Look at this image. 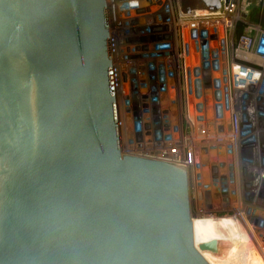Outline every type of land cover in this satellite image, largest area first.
Returning a JSON list of instances; mask_svg holds the SVG:
<instances>
[{"label": "water", "instance_id": "1", "mask_svg": "<svg viewBox=\"0 0 264 264\" xmlns=\"http://www.w3.org/2000/svg\"><path fill=\"white\" fill-rule=\"evenodd\" d=\"M104 10L0 0V264H264L183 165L120 155Z\"/></svg>", "mask_w": 264, "mask_h": 264}, {"label": "built area", "instance_id": "2", "mask_svg": "<svg viewBox=\"0 0 264 264\" xmlns=\"http://www.w3.org/2000/svg\"><path fill=\"white\" fill-rule=\"evenodd\" d=\"M104 0L120 155L183 165L190 217L228 218L264 259L260 0Z\"/></svg>", "mask_w": 264, "mask_h": 264}, {"label": "trees", "instance_id": "3", "mask_svg": "<svg viewBox=\"0 0 264 264\" xmlns=\"http://www.w3.org/2000/svg\"><path fill=\"white\" fill-rule=\"evenodd\" d=\"M245 23H257L261 27H264V0H260L256 6L249 9L243 23L238 22L236 24L235 34H239Z\"/></svg>", "mask_w": 264, "mask_h": 264}, {"label": "bare ground", "instance_id": "4", "mask_svg": "<svg viewBox=\"0 0 264 264\" xmlns=\"http://www.w3.org/2000/svg\"><path fill=\"white\" fill-rule=\"evenodd\" d=\"M200 220H214V221H220V222H225V223H232L228 218H225V217H221V218H215V219H212V218H202ZM192 221H199V220H192ZM260 257V256H259ZM261 259V258H260Z\"/></svg>", "mask_w": 264, "mask_h": 264}, {"label": "rangeland", "instance_id": "5", "mask_svg": "<svg viewBox=\"0 0 264 264\" xmlns=\"http://www.w3.org/2000/svg\"><path fill=\"white\" fill-rule=\"evenodd\" d=\"M193 213H194V212H192L191 216H193ZM191 216H190V217H191Z\"/></svg>", "mask_w": 264, "mask_h": 264}]
</instances>
